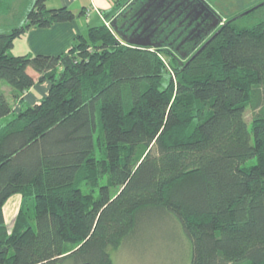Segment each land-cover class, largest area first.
<instances>
[{
    "label": "trees",
    "instance_id": "obj_1",
    "mask_svg": "<svg viewBox=\"0 0 264 264\" xmlns=\"http://www.w3.org/2000/svg\"><path fill=\"white\" fill-rule=\"evenodd\" d=\"M209 1L115 0L37 78L16 38L77 15L35 0L0 32V264H113L155 211L178 218L191 264H264V18L237 22L264 2L226 18Z\"/></svg>",
    "mask_w": 264,
    "mask_h": 264
},
{
    "label": "rangeland",
    "instance_id": "obj_2",
    "mask_svg": "<svg viewBox=\"0 0 264 264\" xmlns=\"http://www.w3.org/2000/svg\"><path fill=\"white\" fill-rule=\"evenodd\" d=\"M34 2L35 0H17L9 12H3L0 9V32L11 31L12 28L25 24L27 13L33 6ZM209 2L218 9L222 16L229 18L240 14L242 11L244 13L247 8L259 6L264 0H212ZM47 3L51 2L47 0ZM47 5L52 7L50 6L51 4ZM263 18L264 5L258 7L251 14L240 17L237 22L244 26ZM85 23L87 22L85 21ZM21 44L22 39H18L15 48H12L14 54H24L22 52L25 50L20 49ZM173 76L175 77V73H173ZM166 80L165 77L164 81ZM1 82L2 84H8L5 81ZM252 114V110L248 108L246 110V119L248 121L251 120ZM255 161L256 159L253 158L246 161L245 164L251 165L255 163ZM101 181L102 183H105L106 178H102ZM84 189L87 190L86 187H84ZM97 192L98 189L96 187L95 193ZM161 213V211H155L146 214L142 218L141 226L137 233L131 236L128 241H125L119 247L110 248V255L113 264L192 263V244L183 231L180 221L176 216ZM14 219L8 220L7 224L10 227L13 225Z\"/></svg>",
    "mask_w": 264,
    "mask_h": 264
},
{
    "label": "crops",
    "instance_id": "obj_3",
    "mask_svg": "<svg viewBox=\"0 0 264 264\" xmlns=\"http://www.w3.org/2000/svg\"><path fill=\"white\" fill-rule=\"evenodd\" d=\"M48 1L51 3L47 4H51L50 6L52 7L62 5L68 6L77 16L72 20L56 22L49 27H32L25 34L16 38L13 49L16 46V41L22 39L20 49L25 50L22 53H29L32 55V62L28 71L36 78L39 77L43 71L54 66L57 63L58 56L61 53L68 52L78 36L88 33L90 26L106 22L104 11L110 10L115 3V0ZM84 19L87 23H85ZM40 61H43L42 65H38ZM1 84L2 82L0 81V90L10 95L12 88L9 84H2V86ZM49 88L50 82L47 80L36 83L24 92L23 98L26 103L31 105L39 103L41 98L49 92ZM19 106V104L14 105L16 109L19 108ZM7 119V117L0 119V123ZM21 201V194L16 193L13 194L4 205L6 224L8 220L16 218ZM12 226L10 227L8 225L9 229H11Z\"/></svg>",
    "mask_w": 264,
    "mask_h": 264
},
{
    "label": "water",
    "instance_id": "obj_4",
    "mask_svg": "<svg viewBox=\"0 0 264 264\" xmlns=\"http://www.w3.org/2000/svg\"><path fill=\"white\" fill-rule=\"evenodd\" d=\"M219 23L218 20H215L213 22V27L217 26ZM217 33V32H216ZM212 38V37H211ZM210 38V39H211ZM131 43H136V44H139V45H148L149 44V41L148 40H143V39H139V38H131L129 39ZM209 41V40H208ZM208 41L196 52V54L201 51L203 49V47H205V45L208 43ZM79 264H92V262L90 261H85V262H82V263H79Z\"/></svg>",
    "mask_w": 264,
    "mask_h": 264
}]
</instances>
